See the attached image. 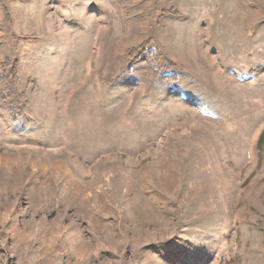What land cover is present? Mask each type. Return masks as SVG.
<instances>
[{
  "label": "rangeland",
  "instance_id": "obj_1",
  "mask_svg": "<svg viewBox=\"0 0 264 264\" xmlns=\"http://www.w3.org/2000/svg\"><path fill=\"white\" fill-rule=\"evenodd\" d=\"M7 86L0 264H264V0H0ZM46 199L71 221L50 256L8 236Z\"/></svg>",
  "mask_w": 264,
  "mask_h": 264
},
{
  "label": "crops",
  "instance_id": "obj_2",
  "mask_svg": "<svg viewBox=\"0 0 264 264\" xmlns=\"http://www.w3.org/2000/svg\"><path fill=\"white\" fill-rule=\"evenodd\" d=\"M42 164L44 167L43 170H46L47 165L45 163H42ZM55 166H57V165L54 163L51 164L52 169H55L54 168ZM8 187H11V186L8 185ZM11 188H13V187H11ZM45 195H46V197L49 198V200L52 199L51 198L52 192L50 190H45ZM30 202H32L33 206L35 205L39 208V203L34 202L33 200ZM49 203H50V201H47V199H46L44 204H43L45 209L48 211V212H46L48 215H44L43 220L37 219V222H40L41 225L38 227L39 230L37 227H35L36 231H34L32 233H31V230L29 229L30 227H28L29 225H24V224L19 222V220H20L19 215L20 214L18 216H16V214H14V216H11V218H9L10 215H12L10 211L13 208L8 209V236L9 237L13 236V238L16 240H14V239H11V240L18 242V243H22L23 241H27L30 238L29 235H31L32 238L35 236L39 237L41 235V239L38 242V246L40 248L41 255H43V256H46L48 254H49L48 256H50L53 248H55L56 243L58 242L60 230H63V231L68 230L70 222H71L69 220L70 221L69 225L67 227L63 226L62 224L65 222V220H64L65 218H63L61 215L58 214L60 212L59 211V205L55 204V207H54L52 205L49 206ZM81 205L83 208H86V205H87L86 201L85 200L82 201ZM46 206H47V208H46ZM83 210L84 209H82V212H83ZM56 211L58 214L57 217H56ZM3 215H6V212H4ZM50 219H52V220H50ZM10 238H12V237H10ZM27 243H28V241L26 242V244ZM23 245H25V244L23 243ZM74 247L79 253L85 254V253L90 251L91 246L87 245V243L82 241L79 244H76Z\"/></svg>",
  "mask_w": 264,
  "mask_h": 264
},
{
  "label": "trees",
  "instance_id": "obj_3",
  "mask_svg": "<svg viewBox=\"0 0 264 264\" xmlns=\"http://www.w3.org/2000/svg\"><path fill=\"white\" fill-rule=\"evenodd\" d=\"M170 16H174L173 14L168 13ZM174 17H177L176 15ZM151 43H145L142 46L132 49L128 56V59L137 61L142 57H148V54L150 51H148L147 46ZM7 63V62H6ZM10 65V63H7ZM263 69V67L259 66L251 71H249V74H255L257 72H260ZM9 77L11 78V83H16L17 78L15 74V65L13 64L12 71L9 74ZM122 80H127V77H122L120 78ZM8 82V79H6ZM162 80H172L175 81L176 78L174 75H166L162 77ZM32 84H35L34 81L31 82ZM25 94L26 92L19 93L16 89L13 87L9 88L7 86V91L6 92H0V104L4 105L6 115L8 117V120L11 123H16L18 121L19 117H22L27 110V105L28 103H22L24 102L23 100L25 99ZM264 140V129L261 131V133L258 136L257 142H256V148L259 151L258 154L261 152V147L259 143L261 144L262 141Z\"/></svg>",
  "mask_w": 264,
  "mask_h": 264
}]
</instances>
